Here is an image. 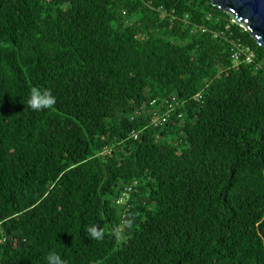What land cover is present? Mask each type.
I'll return each instance as SVG.
<instances>
[{
    "label": "trees",
    "instance_id": "trees-1",
    "mask_svg": "<svg viewBox=\"0 0 264 264\" xmlns=\"http://www.w3.org/2000/svg\"><path fill=\"white\" fill-rule=\"evenodd\" d=\"M33 86L51 109L27 106ZM50 251L264 264V46L211 0H0V264Z\"/></svg>",
    "mask_w": 264,
    "mask_h": 264
},
{
    "label": "clouds",
    "instance_id": "clouds-1",
    "mask_svg": "<svg viewBox=\"0 0 264 264\" xmlns=\"http://www.w3.org/2000/svg\"><path fill=\"white\" fill-rule=\"evenodd\" d=\"M56 103V98L52 94L50 89H41L39 87L33 86L30 89L29 99L27 101V106L34 111H42L44 109H51ZM132 219H124L120 225L113 226L111 234L120 240L123 235L124 227H132ZM85 232L90 239L102 240L105 235V231L97 224L88 225L85 228ZM46 264H67V262L55 251H50L45 257Z\"/></svg>",
    "mask_w": 264,
    "mask_h": 264
},
{
    "label": "water",
    "instance_id": "water-1",
    "mask_svg": "<svg viewBox=\"0 0 264 264\" xmlns=\"http://www.w3.org/2000/svg\"><path fill=\"white\" fill-rule=\"evenodd\" d=\"M228 12L264 46V0H211Z\"/></svg>",
    "mask_w": 264,
    "mask_h": 264
},
{
    "label": "built area",
    "instance_id": "built-area-1",
    "mask_svg": "<svg viewBox=\"0 0 264 264\" xmlns=\"http://www.w3.org/2000/svg\"><path fill=\"white\" fill-rule=\"evenodd\" d=\"M246 53V58L249 61H252L254 59V52H252L249 49H242L240 52H235L233 55V59L235 64L237 65L240 61V54ZM196 99H201L202 95L198 94L195 96ZM152 106L155 107L152 111V123L156 125H161L163 123H166L174 114V112L177 110V108L180 106V101L177 99L176 96H172L171 99H167L163 102H158L157 100L151 101ZM180 117H182V114H179ZM132 190V187H128L123 194L118 198L117 203L119 205H125L129 198H130V192Z\"/></svg>",
    "mask_w": 264,
    "mask_h": 264
}]
</instances>
